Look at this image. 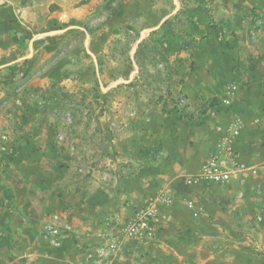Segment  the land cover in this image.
Wrapping results in <instances>:
<instances>
[{
	"label": "rangeland",
	"instance_id": "rangeland-1",
	"mask_svg": "<svg viewBox=\"0 0 264 264\" xmlns=\"http://www.w3.org/2000/svg\"><path fill=\"white\" fill-rule=\"evenodd\" d=\"M262 62L252 0H0V264L264 252V166L236 148ZM253 120L264 153V112ZM213 126L223 134L208 144ZM236 129L232 175L260 170V208L214 215L201 194L217 182L189 179Z\"/></svg>",
	"mask_w": 264,
	"mask_h": 264
},
{
	"label": "crops",
	"instance_id": "crops-1",
	"mask_svg": "<svg viewBox=\"0 0 264 264\" xmlns=\"http://www.w3.org/2000/svg\"><path fill=\"white\" fill-rule=\"evenodd\" d=\"M252 1L256 3L258 2L260 6L261 4L264 5V0ZM256 73L257 74L254 79L255 90L251 91L250 89L252 88V86L250 87L248 91L249 93L247 94V99L243 105V110L242 112L237 114L239 115L238 117L242 119V122L245 123V125L240 132L238 141L236 142V148L240 152V157L247 165L246 167L254 166V164L264 166V164H262L264 163L263 149H258L257 147H255V144L249 142V136L251 132L255 130V126L250 125V123H253V121H255L253 120V118L258 117V115L263 114L264 112L263 110L258 111V108H260L261 105L264 104L263 62L259 65L258 71ZM206 93L209 94L207 91ZM213 120V118L211 120L207 119L204 123L201 124L208 126L209 123H212V125H215V121ZM208 127L207 130L211 133H209L207 142L208 144H213L216 140H218L219 137L222 136L223 129L218 130V127L216 126H213L210 129ZM243 170H245V168ZM258 172V175L249 173V176H252L253 178H248L246 180L245 176H247L248 173H241V171H238L237 173H234V175H232L231 180L227 183H213L208 187L207 191L201 194V198H206L207 202L212 204L210 205L209 210L214 215L221 213H236L238 209L242 208L246 209L249 213H253V211L259 210L260 205L257 203V199L262 198V196L253 191L249 185H251V181L254 182V180H263V175H261L259 169ZM262 226L263 225L259 223L258 226L254 229V234L256 235L255 238L256 240H258L259 244L264 247V235L261 234ZM215 258L217 259V257ZM222 260L235 262L236 264H264V252L262 251L260 252V254H256L250 249L246 248V250L244 249L240 251L236 250L233 252H229L228 255L223 257ZM176 262L178 261L176 260Z\"/></svg>",
	"mask_w": 264,
	"mask_h": 264
},
{
	"label": "built area",
	"instance_id": "built-area-1",
	"mask_svg": "<svg viewBox=\"0 0 264 264\" xmlns=\"http://www.w3.org/2000/svg\"><path fill=\"white\" fill-rule=\"evenodd\" d=\"M238 130L233 135L223 137L215 151L201 166L199 174L189 179L193 182L227 183L232 178V172L240 165L239 154L234 146V139Z\"/></svg>",
	"mask_w": 264,
	"mask_h": 264
},
{
	"label": "trees",
	"instance_id": "trees-1",
	"mask_svg": "<svg viewBox=\"0 0 264 264\" xmlns=\"http://www.w3.org/2000/svg\"><path fill=\"white\" fill-rule=\"evenodd\" d=\"M213 101L215 102V101H217V98L216 97H214L213 98ZM0 140L2 141V138L0 137ZM1 146H4V145H1ZM3 155H6L7 156V153L5 152V153H2ZM12 160V157H10L9 158V161H11ZM6 165H7V163H4L3 165H2V169H0V172L6 167Z\"/></svg>",
	"mask_w": 264,
	"mask_h": 264
}]
</instances>
